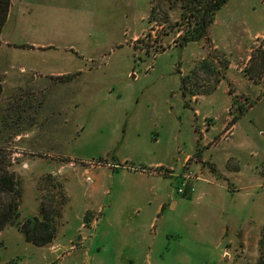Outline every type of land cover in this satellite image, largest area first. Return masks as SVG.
<instances>
[{"label": "rangeland", "instance_id": "obj_1", "mask_svg": "<svg viewBox=\"0 0 264 264\" xmlns=\"http://www.w3.org/2000/svg\"><path fill=\"white\" fill-rule=\"evenodd\" d=\"M32 1L37 9L22 18L29 38L51 41L42 48L48 51L43 58L48 63L64 61L60 51L67 49L70 37L81 35L84 46L75 45L72 53L85 62L81 70L50 74L23 66L29 55L20 48L30 45L8 44L0 51V146L9 155L8 169L22 193L20 216L5 227L13 229V236L10 230L0 236V259L21 264L25 257L28 264H46L53 259L50 252L93 251L102 256L97 264H114L117 243L101 234L91 238L100 213L79 211V200L87 201L86 181L93 171L116 168L114 163L123 157L141 155L142 134L153 121L174 120L169 130L161 123L162 129L148 133L152 141L160 139L152 148L156 153L162 146V152L177 158L184 153L183 141H197L182 167L181 183L174 184L184 198L191 190L189 181H208L205 173L212 178L219 174L201 146L214 150L229 138L233 116H240L242 108L246 110L238 118L236 138L242 139L249 129L251 141L245 148L264 151V73L255 76L253 66L248 71L251 55L264 39L254 36L264 33V0H228L216 12L208 38L182 46L177 39L186 19L180 2L169 8L164 0H96L93 5L81 0ZM154 6L158 21L151 19ZM152 111L159 113L157 118L150 116ZM192 111H200L201 121L187 125ZM214 123L219 132L209 136L206 129ZM130 161L124 168L140 171V165L135 169ZM42 199H53L59 208L61 232L56 241L36 246L26 242L17 223L39 215ZM229 249L222 246L225 253Z\"/></svg>", "mask_w": 264, "mask_h": 264}, {"label": "crops", "instance_id": "obj_2", "mask_svg": "<svg viewBox=\"0 0 264 264\" xmlns=\"http://www.w3.org/2000/svg\"><path fill=\"white\" fill-rule=\"evenodd\" d=\"M95 1L81 0L80 3L89 2L93 5ZM39 2L45 4V0ZM36 5L32 0H11L1 32L0 51L8 44L11 47L15 44L30 45V48H20L29 55L27 63H23L24 67L46 70L50 74L81 70L85 60L73 55L72 49H75V45L83 48L85 37H70L65 47L67 49L60 51L65 60L52 59L48 63L43 58L48 51L42 48L49 46L51 41L27 36L29 30L26 31L28 27L22 17L33 14ZM90 10L86 15L88 23ZM260 35L264 36V33L258 32L254 36ZM152 112L150 116L157 118L159 113ZM192 112V117L186 118L187 125L201 118L200 111ZM238 118L231 124L229 138L220 141L216 145L217 149L212 150V146L208 145L201 146L206 148L207 156H212L210 162L219 174L212 178L205 173L208 181H189L188 185L194 190H190L187 198L176 193L174 184L175 180L181 183L182 167L194 153L196 139L183 141L184 153L174 158L162 152V146L156 153L152 148L158 145L160 139L152 141L148 135L149 132L153 133V128L156 131L159 127L162 129L159 126L161 123L169 130L174 122L170 117L153 121L152 126H145L142 137L144 134L146 136L140 156H125L114 163L116 168L95 170L87 178V201L84 203L79 200V211L100 213L91 238L94 240L101 234L104 238L115 240L112 242L117 243L112 255L114 264L256 263L259 233L264 228V188L261 186L264 183V151L260 152V148V151L245 148L251 141L249 129L243 131L242 139L236 138ZM215 127L214 123V126L206 129L209 136L218 134L219 130L216 131ZM207 156H204V160ZM127 160L133 162L130 161L134 168L140 165L137 168L140 171L130 172L125 169L123 163ZM157 169L165 170L166 174H159ZM31 212L34 214L36 210ZM78 229L80 227H76ZM7 230H10L8 235L12 237L13 229L7 228L0 232V236ZM60 232L58 229L53 241L57 240ZM226 244L230 247L228 253L222 250ZM49 256L53 259L46 261V264H97L102 260V256L99 257L93 251H56L50 252ZM8 259H0V262ZM20 263L28 264L27 258H22Z\"/></svg>", "mask_w": 264, "mask_h": 264}, {"label": "trees", "instance_id": "obj_3", "mask_svg": "<svg viewBox=\"0 0 264 264\" xmlns=\"http://www.w3.org/2000/svg\"><path fill=\"white\" fill-rule=\"evenodd\" d=\"M168 2L169 8H173L177 2L181 3L182 18L186 19L185 30L178 37L179 46L188 42H197L208 38V30L213 24L216 12L228 0H164ZM11 0H0V44L1 32L6 22ZM158 7V5H156ZM156 7L151 8V19L158 21L156 15ZM251 66L252 70L251 71ZM248 71L254 73L255 76L264 73V39L251 55V64ZM257 72V73H255ZM223 78V75L222 77ZM183 80V79H182ZM221 79H217L219 82ZM185 82V81H184ZM183 87V86H182ZM2 83L0 80V96L2 93ZM184 88V87H183ZM182 88V89H183ZM184 93V91H183ZM253 103L250 104V107ZM246 109H241V114ZM240 114V115H241ZM239 115H234L232 122H235ZM9 155L7 151L0 146V232L11 222L20 216V200L21 190L17 186V181L13 172L8 167ZM45 180V179H44ZM60 210L54 206L53 199L45 202L42 199L40 203L39 215L28 217L17 223L18 230L24 235L27 242H31L36 246H44L49 244L56 236L58 228V217ZM0 264H18L15 260H10ZM256 264H264V231L260 239V257Z\"/></svg>", "mask_w": 264, "mask_h": 264}, {"label": "built area", "instance_id": "obj_4", "mask_svg": "<svg viewBox=\"0 0 264 264\" xmlns=\"http://www.w3.org/2000/svg\"><path fill=\"white\" fill-rule=\"evenodd\" d=\"M184 186H185V183H182V186L179 187L178 191H179V192H183V190H184ZM191 190H193V188H191Z\"/></svg>", "mask_w": 264, "mask_h": 264}]
</instances>
